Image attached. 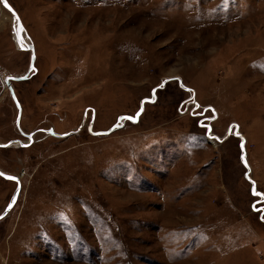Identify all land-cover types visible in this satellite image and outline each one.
<instances>
[{"label":"rangeland","instance_id":"rangeland-1","mask_svg":"<svg viewBox=\"0 0 264 264\" xmlns=\"http://www.w3.org/2000/svg\"><path fill=\"white\" fill-rule=\"evenodd\" d=\"M7 3L0 264H264V0Z\"/></svg>","mask_w":264,"mask_h":264},{"label":"water","instance_id":"water-1","mask_svg":"<svg viewBox=\"0 0 264 264\" xmlns=\"http://www.w3.org/2000/svg\"><path fill=\"white\" fill-rule=\"evenodd\" d=\"M1 3V5L4 7V5H3V2H0ZM9 5V4H8ZM9 7L11 8V6L9 5ZM5 8V7H4ZM6 10H8L9 11V9L8 8H5ZM12 9V8H11ZM13 16H14V18L16 19V21H17V14L15 13V11L12 9V11H9ZM18 29H21V23H20V21H19V24H16V29H15V32H14V38H15V42H16V44H17V46L19 47V49H21V50H29V51H31V61H30V70L33 68V63H34V59H35V54H34V52H33V47H32V45H23L22 44V38H21V34L19 33V36H17V30ZM21 32V31H20ZM25 79H27V76H23V78L21 77V78H15V77H5L4 78V83L7 85V87L10 89V93H11V95H12V97H13V99L15 100V96H14V94H13V90L10 88V82L11 81H22V80H25ZM16 106H17V109H18V117H17V124H18V122H19V118H20V114H21V108H20V106L16 103ZM21 134H23L22 132H21ZM27 138H29L30 139V142H31V136H28ZM12 143H7V144H5V145H0L1 147H8L9 145H11ZM21 146H25V144H21ZM0 173H2L1 171H0ZM3 175H0V177L1 178H3V179H6V180H9L8 179V177H15V176H9V175H7V174H4V173H2ZM11 181H15L16 183H17V188H16V190H15V192H14V194H13V196H12V198H11V200H10V202H9V204H8V206H7V208L5 209V211L0 215V220L7 214V212L9 211V209L12 207V205L14 204V202H15V200H16V198H17V195L19 194V190H20V186H19V181H18V179H17V177H16V180H11Z\"/></svg>","mask_w":264,"mask_h":264},{"label":"snow or ice","instance_id":"snow-or-ice-1","mask_svg":"<svg viewBox=\"0 0 264 264\" xmlns=\"http://www.w3.org/2000/svg\"><path fill=\"white\" fill-rule=\"evenodd\" d=\"M0 2H3L4 7L5 8H8L9 11H12V9L9 7V5L7 3V0H0ZM17 24H19V18H17ZM20 31H22V29H18L17 30V36H19ZM33 71H35V69H33ZM129 119H131V118H129ZM241 147H243V145H241ZM245 163H247V162L245 161ZM0 175H3V174L0 173ZM8 179L9 180H16V177H8ZM253 191H254V194H257L258 195V193H255V190H253Z\"/></svg>","mask_w":264,"mask_h":264}]
</instances>
